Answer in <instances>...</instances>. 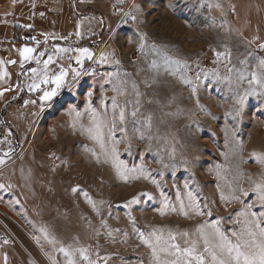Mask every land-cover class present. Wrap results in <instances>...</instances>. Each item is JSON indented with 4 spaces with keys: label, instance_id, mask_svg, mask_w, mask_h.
I'll use <instances>...</instances> for the list:
<instances>
[{
    "label": "rangeland",
    "instance_id": "374dc122",
    "mask_svg": "<svg viewBox=\"0 0 264 264\" xmlns=\"http://www.w3.org/2000/svg\"><path fill=\"white\" fill-rule=\"evenodd\" d=\"M8 1L13 2L0 0V61H3L0 71L6 70L9 76L0 82L12 91L17 86L25 88V75H32L29 85L39 83L40 76H33L31 69L37 68L42 75L43 65L37 64L35 57L44 51L45 55L39 59L42 62L47 59L51 44L44 42L50 35L59 38L62 32L74 31L73 23L66 18L60 21L49 19V15L46 18L48 7L47 11L33 8L30 13L24 6L19 10L10 7L13 4ZM138 1L128 13L130 18L123 19L124 34L120 27L113 33L111 30L100 33L101 41L109 40L101 53L110 54L104 62L106 69L99 62L101 54L94 60L98 65L86 66L96 56L99 45L102 49V43L91 45L95 39L82 42L73 37L75 42L71 44L78 47L68 57L62 56L49 65V75L58 73L60 62L68 70L66 82L73 80L71 69L83 72L80 84L50 111H44L47 106H43L27 114L32 125L29 126V118L23 123V114L17 112L14 133L9 127L4 130L0 139V153L4 156H0L4 161L0 164V186H3L0 199L4 201L6 215L0 216V220L15 236L16 246L14 250L0 246V264H52L53 260L56 264H68L69 257L59 251L61 247L73 251L71 259L76 264H88L75 251L80 248L87 249L95 264H150L151 250L139 239L140 232L147 235L163 229L165 238L169 231L173 234L187 231L191 235L199 224L221 220L219 227L231 236L233 230L240 228L234 221L237 218L243 221L238 214L246 205H252L251 210L257 214L264 211L258 193L253 191V181L264 179V164L252 156L253 152L264 156V89L248 82L264 59V49L247 38L260 33L236 30L241 26L234 18L233 31L225 30V26L217 31L209 26L203 28L194 19L196 16H191L194 11L190 19L182 20L179 11L173 10L175 0H162L158 6L148 8L141 25L133 19ZM91 2L103 14H112V24H118L120 16L113 9L117 1ZM45 18L51 22L48 27L43 25ZM17 26L34 32L42 43H33L34 37L28 42L18 40ZM139 27L145 30L144 51L174 53L175 59L188 67L173 65V75H158L152 71L168 65L158 63L154 68L153 63L146 65L139 57L121 64V51L126 56L141 48L135 41L140 39ZM263 39L264 31L259 37ZM25 47L36 49L30 62H24L20 56ZM83 48L92 52L93 58L85 57L81 67L76 57L81 55L77 50ZM217 52L222 54L219 58ZM13 60L15 64L9 63ZM139 66L148 69L149 74L136 75ZM242 72L245 79H240ZM114 87L122 89L123 94L114 91ZM253 88L255 93L251 91ZM41 91L40 86L36 93ZM238 96L244 97L243 106L236 104ZM113 97L125 109V131H120L118 119L116 122L119 159L128 169L143 166L146 174L127 172L121 178L112 162L105 161L99 144L80 130L91 126V104L104 121L105 139L110 146L108 124L113 118ZM137 107L139 111L133 117L131 113ZM237 108L239 115L235 114ZM76 113L80 116L76 117ZM148 117L151 127L145 123ZM74 122L76 128L72 126ZM236 187L248 195H241L240 202L225 203L221 194L227 196ZM161 192L168 198L167 209ZM189 192L205 213L212 212L211 216L192 212L188 207ZM134 199L139 202L132 203ZM90 200L96 203V208ZM181 201L188 216L180 209ZM161 209L165 214H161ZM50 240L56 243H49ZM177 242L182 243L179 236Z\"/></svg>",
    "mask_w": 264,
    "mask_h": 264
},
{
    "label": "snow or ice",
    "instance_id": "6c2138e0",
    "mask_svg": "<svg viewBox=\"0 0 264 264\" xmlns=\"http://www.w3.org/2000/svg\"><path fill=\"white\" fill-rule=\"evenodd\" d=\"M219 7V5H216ZM135 19V17H133ZM145 39L141 36V40ZM144 45L141 44V48ZM260 48L264 49V44H260ZM72 51V49L68 48H58L56 49L57 53H68ZM77 51L80 52V56L76 57V63L83 66V59L86 57L87 59L91 60L93 58V53L90 52L87 48L78 49ZM36 52L35 48L25 47L20 50V56L24 62H30L33 57V53ZM45 55L44 51H41L36 59L37 64H41V60L39 57H43ZM217 57L219 58L222 54L220 52L216 53ZM230 57V53L228 54ZM107 56L101 54L99 58L100 63H104L107 61ZM165 64H172L175 65L177 68L184 67L187 68L188 65L185 62L180 61L179 59H172L171 57L165 55L164 56ZM56 62V57L54 55H48L47 59L44 60L43 63V73L42 75L38 72L37 68H32L31 73L33 76H40L39 83L33 82L29 85L30 91H38L40 90V84H54L55 88L51 91H44L40 99L42 101H51L53 97H55L61 87L66 82V77L68 76V70L61 67L58 74L50 77L49 76V65ZM9 63L15 64L16 61H9ZM119 63V61H117ZM242 63H245L242 61ZM3 67V61H0V68ZM23 67V64L21 65ZM153 67H156V62L153 61ZM258 71L251 73V79L248 80L249 84H255L259 88L264 89V59H261L257 65ZM73 72V79L82 75V73L76 69H71ZM231 71V69H229ZM9 73L6 70L0 71V80H3L5 77H8ZM245 75L242 72L240 74V79H245ZM184 79L185 82L190 83L186 79V77H181ZM124 83V82H121ZM229 83L231 81L229 80ZM135 84H133V88H135ZM114 91L120 90L121 94H123L122 89H117L114 87ZM193 93H195L196 89H192ZM255 93L256 89L253 88L251 90ZM249 93L246 92L245 96ZM264 94V93H262ZM4 92L0 91V96H3ZM91 96V93H89ZM31 103L35 104L36 101L33 100ZM101 103H104L101 101ZM137 105L139 104V100L136 101ZM244 97L238 96L236 99V104L243 106ZM202 110H203V106ZM112 108H113V118L111 122L108 124V136L111 138V145L109 146L105 139L104 133V121L100 118V114L96 111V109L89 105V110L92 113V123L91 126L88 128L81 127V131L89 135V137L95 140L101 150L102 155L105 158V161H111L114 167H116L117 172L120 174L121 178L125 177V173H138V174H146L143 166L139 169H128L126 165L123 164L122 161L119 159V143L115 138L116 132V122L117 119L119 124L121 125L120 131H125L123 125L125 123V109L121 108L116 100V97L112 98ZM117 109L118 112L116 111ZM75 111V110H73ZM139 108H135L131 115L133 117L137 116V112ZM240 109L237 108L235 114L239 115ZM71 114V113H70ZM232 115V113H229ZM80 113H76V117H79ZM148 127H151V117H148L145 121ZM73 128H76L77 125L74 122ZM94 155L95 152H93ZM7 155V154H5ZM252 156L259 161L260 163L264 164V156L259 153L253 152ZM97 162L100 161V156H96ZM4 161L0 160V164H3ZM154 184L157 183L156 181H152ZM157 187L159 185L157 184ZM185 187H188L185 185ZM3 186H0L2 189ZM76 191V189H74ZM253 191H256L259 195V199L261 201L262 206H264V179L260 181H253ZM86 195V194H85ZM148 198L151 199L150 194ZM163 197L164 208L167 209L169 207V201L166 196H164L163 192L160 193ZM241 195H248L244 189L240 187L233 188L231 192L225 196L223 193L221 194V199L224 200L225 203L230 204L233 202H240ZM189 197V204L188 207L192 209V212L197 216H202L207 214L208 216L212 215V212L209 210L205 213L199 201L195 199L191 192L188 193ZM92 204L93 208H96L97 205L93 201H89ZM138 200H133L132 203H138ZM206 207V206H205ZM252 205H246L245 208L239 212L238 217H243V221L239 218L234 221L235 224L240 225L239 230H233L231 232V236L226 234L224 231L221 230L219 225L222 223L221 220H217L215 223L209 224L208 222L199 224L195 228V232L193 234H189V232L184 231L178 234H173L171 231L168 232L167 238L164 236L163 229H155L145 235V233H139V239L141 242L146 245L151 250V261L150 264H264V211H261L259 214L253 212ZM185 208L184 202L181 201L180 209L183 211ZM172 211H175V206H172ZM161 214H165L164 209H161ZM185 216H188L189 213L187 211H183ZM103 223V222H102ZM107 226L106 224L104 225ZM43 231V230H42ZM47 235V233H45ZM111 235V233H109ZM182 239V243L177 242V237ZM49 243L55 244V240H50ZM183 245V246H182ZM59 251L62 252L66 257H69L68 264H76L74 259H71L73 256V251L61 247ZM76 252H79L80 255L83 256L84 260L88 261V264H95L94 261H91L87 255V249L80 248L76 249ZM52 264H56V261L53 260Z\"/></svg>",
    "mask_w": 264,
    "mask_h": 264
},
{
    "label": "crops",
    "instance_id": "0c3cea01",
    "mask_svg": "<svg viewBox=\"0 0 264 264\" xmlns=\"http://www.w3.org/2000/svg\"><path fill=\"white\" fill-rule=\"evenodd\" d=\"M137 1L138 0H136L134 4H136ZM161 1L162 0H139L138 1L139 5H137L136 7V11L134 15L136 18V22L137 23L140 22L142 25L144 23L143 18H145V16L149 12L148 8H154L152 6H158L161 3ZM193 1H196V3H194ZM231 1H232L231 3L230 2L225 3L224 0H175V3H173V6H174L173 10L179 11L180 13L179 17L182 20L190 19V15L194 11L191 16H194V15L196 16V18L194 19L199 21L200 26H202L203 28H208L209 26L210 28H213L215 31L222 30L223 26H225V30H228V31L235 30L233 22H232V18H234L235 19L234 21L237 22V25L241 26L240 28L236 27V30L241 29L240 30L241 32L250 31L251 33H260V35L262 36V31H264L263 30L264 29V16H263L264 15V0H231ZM8 4H13V6H10V7L16 8L18 10L21 8L20 6H24L26 7L27 11H29L30 13L33 8L34 9L37 8L38 10L45 9L44 11H47L46 9L48 7L50 11H48V14L46 12L45 14L46 18H48L47 15H49V19L56 18L58 21L66 18L70 24L73 23L72 24L73 26L72 31H74L73 34L72 33L67 34V32H62L59 38H57V36L50 35L48 40L44 42L47 44L48 43L51 44V48H50V51L48 52V55H54L56 59H61L60 57L62 56H64V58L68 57V55L72 51H74L76 47H78L74 44H71V42L73 43L75 42L73 37H78L77 38L78 41H82V42L85 40L90 41L91 39L92 40L95 39L101 32L108 33L111 30L113 33L119 27H120L121 34L122 33L124 34L125 27L122 26V23H124L123 19L126 16L130 18V15H129L130 10L131 8L133 9L134 7V4H133L128 11L129 14L126 13L124 17L119 18L118 24L113 25L112 24L113 22L112 14L110 15L109 12H107V14H103L101 11L97 10L95 7H93L94 3L91 2V0H13V2L8 1ZM216 5H219V7H217ZM43 6H46V7L43 8ZM0 7H1V4H0ZM13 8L11 9V11L13 10ZM106 10L107 9H104V11ZM131 14H132V11H131ZM1 15L2 14L0 13V16ZM97 15L99 17H97ZM41 21L39 22V25L41 24ZM43 25L48 27L47 25H51V22L48 19H46V22H44ZM17 27H18L17 28L18 31L16 33H17V38H18V36L23 31H27V29H25V27L23 26H17ZM138 30L141 33L140 39L139 40L135 39V41H138L140 47H141V44H143L145 47L147 40L146 39L141 40V36L146 38V35L144 34L145 30L143 31V28L138 29ZM31 33H33L34 35L33 43H42L40 39L38 38L36 39V35L34 32H31ZM127 33L128 32L126 30L125 34ZM260 35L255 34L254 37L251 36L252 38L251 37H247V38L251 40L254 45L260 47V44L264 42V39L259 40ZM103 39L105 38L103 37ZM101 42H102L103 48H105L109 40L107 38V40L105 39L104 41L102 40ZM58 43H61L60 44L61 46H59ZM81 44L83 45V43ZM144 47L140 48L138 53H135V51H133L131 55H126V56H124V54L121 51L120 63L126 64L129 61H131L133 57H139L140 60L147 62L146 65H148L150 62L153 63V61H155L156 64L165 63V60H164L165 55L171 57L172 59H175L174 53L170 54V53H166L165 51L164 52L155 51L154 49L149 52L146 49L144 51ZM58 48H68V49H72V51L68 53H57L56 49ZM141 50L143 51L141 52ZM102 52L103 51H101L100 54ZM99 55L96 54L91 64L94 62L96 57H98ZM106 56L107 58H109L110 54H107ZM58 64H59L58 65V72H59L60 68L63 66L61 65L60 62ZM101 64L104 65V63H101ZM42 65L43 63H41V66ZM94 65H98V64L94 62ZM102 65L98 67L102 68ZM59 66L61 67L59 68ZM106 68L107 66L105 67L104 65L103 69H106ZM147 70L148 69L143 68L142 66H139L137 67L136 75H146V73L149 74ZM157 70L158 71L154 70L152 72L158 75H173L174 74V66L172 64H168V68L160 66L157 68ZM25 76H26V79H24V81L26 80L25 88L23 87L21 88L20 86H17V90L11 91L9 90L10 88L9 89L4 88L5 84L3 82H0V91L4 92V95L0 96V115L2 116V119L4 123L6 124V127L7 128L9 127L13 133H14L13 128H15V124L13 123L15 122L14 117L17 115L15 113L18 112L19 114L20 112V114L21 113L23 114L22 116L23 123L26 119L29 118L30 119L29 126H30L32 125V119L30 117H27V114L29 115L32 110H36L38 107H43V106H47L46 110L44 111H50L62 98H64L69 93H71L74 90V88L77 85H79L80 82L82 81V76L80 75L79 77L66 82L63 85V87H61L58 94L55 97H53L51 101H42L40 97L42 96L43 92L46 91V89L47 91L48 90L51 91L52 89L55 88V85L54 84H40L42 91L39 93H36V91L29 90L28 79H30L32 75L31 76L25 75ZM49 76L52 77L54 75H49ZM20 77L22 78V76ZM8 91H11V92L7 94ZM22 95L24 96V100L20 105H23L24 107L20 105L11 104L17 99H19ZM33 100L36 101L35 104L31 103V101ZM17 132L19 131L17 130ZM12 145H13V137H11L10 148ZM49 152H52L53 154V151H49ZM0 156L4 157L3 155H1V153H0ZM25 233L27 234L26 231Z\"/></svg>",
    "mask_w": 264,
    "mask_h": 264
},
{
    "label": "built area",
    "instance_id": "2783aa9c",
    "mask_svg": "<svg viewBox=\"0 0 264 264\" xmlns=\"http://www.w3.org/2000/svg\"><path fill=\"white\" fill-rule=\"evenodd\" d=\"M115 1H117L118 4H116L113 8L114 13L116 15H119L121 18V17H124L126 13H128L129 9L135 3L136 0H115ZM33 37H34L33 33L29 31H23L18 36V40L26 41V42L33 41ZM102 49H99L97 51V55L100 54ZM138 52H139V49L135 50V53H138ZM93 65H94V62L88 67L92 68L91 66ZM5 128H6V124L4 123L2 116L0 115V139L3 137ZM49 153L52 154V152H49ZM3 207H5L4 201L0 199V208H3ZM0 246L6 247L9 250H14V247L16 246L15 236L4 228L1 220H0Z\"/></svg>",
    "mask_w": 264,
    "mask_h": 264
},
{
    "label": "trees",
    "instance_id": "16d2710c",
    "mask_svg": "<svg viewBox=\"0 0 264 264\" xmlns=\"http://www.w3.org/2000/svg\"><path fill=\"white\" fill-rule=\"evenodd\" d=\"M97 17H99L98 15H97ZM58 42H59V40H58ZM61 42V41H60ZM102 42L100 41V34L95 38V40H94V43H92L91 45H93V44H101ZM100 47V45L98 46V48ZM93 60V59H92ZM91 63V61H88L87 62V64H86V66H88L89 64ZM23 100H24V96L22 95L19 99H17L16 101H14L13 103H11V104H13V105H20L22 102H23Z\"/></svg>",
    "mask_w": 264,
    "mask_h": 264
},
{
    "label": "bare ground",
    "instance_id": "6f19581e",
    "mask_svg": "<svg viewBox=\"0 0 264 264\" xmlns=\"http://www.w3.org/2000/svg\"><path fill=\"white\" fill-rule=\"evenodd\" d=\"M6 212L3 208H0V216H5Z\"/></svg>",
    "mask_w": 264,
    "mask_h": 264
},
{
    "label": "water",
    "instance_id": "95a60500",
    "mask_svg": "<svg viewBox=\"0 0 264 264\" xmlns=\"http://www.w3.org/2000/svg\"><path fill=\"white\" fill-rule=\"evenodd\" d=\"M12 64V63H11Z\"/></svg>",
    "mask_w": 264,
    "mask_h": 264
}]
</instances>
